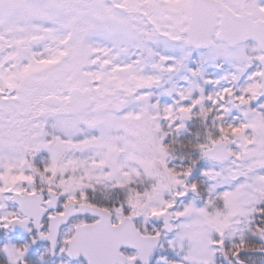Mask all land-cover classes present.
Segmentation results:
<instances>
[{"label":"snow or ice","instance_id":"1","mask_svg":"<svg viewBox=\"0 0 264 264\" xmlns=\"http://www.w3.org/2000/svg\"><path fill=\"white\" fill-rule=\"evenodd\" d=\"M0 264H264V0H0Z\"/></svg>","mask_w":264,"mask_h":264}]
</instances>
